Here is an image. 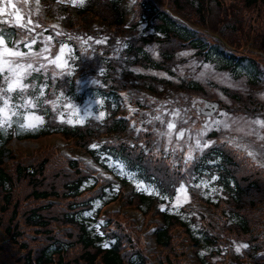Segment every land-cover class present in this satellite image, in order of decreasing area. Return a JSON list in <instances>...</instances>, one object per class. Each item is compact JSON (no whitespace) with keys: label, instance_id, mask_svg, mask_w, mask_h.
Here are the masks:
<instances>
[{"label":"trees","instance_id":"1","mask_svg":"<svg viewBox=\"0 0 264 264\" xmlns=\"http://www.w3.org/2000/svg\"><path fill=\"white\" fill-rule=\"evenodd\" d=\"M38 1L45 2L47 10L51 0ZM67 3H61L59 18L55 17L58 25L80 17L78 29L88 30L90 24L103 21L117 30L114 34L98 30L93 37L115 48L105 45V53L97 52L91 71L96 72L99 61L100 83L76 89L73 76L65 78L75 98L97 95L104 113L101 118L73 122L47 119L25 133L60 132L74 138L85 154L70 146L69 154L54 145L31 153L10 149L8 136L16 130L8 127L4 133L0 127V264H264V170L221 140L196 147L188 160L179 163H172L166 150L154 156L151 129L136 126L124 112V95L109 80L115 78L114 67L121 61L141 58L165 68V59L188 45L200 58L216 60L234 74L245 72L255 83L262 64L255 52L240 49L241 42L234 40L229 51L218 48L212 37L202 40L167 10L204 24V9L209 13L213 3L224 7L230 3L84 0L71 8ZM242 3L260 8L264 0ZM50 25L56 23L44 26ZM222 27L234 30L228 22ZM14 31L15 27L13 35ZM25 41L18 43L24 46ZM148 41L159 44L161 58L149 57L144 47ZM71 53L76 63L80 55L88 60L78 45ZM244 57L246 63L241 64ZM84 68L81 64L75 70ZM146 86L155 90L150 82ZM123 132H130L136 141L120 136ZM182 181L215 214V221H209L202 209L169 204ZM111 201L118 207H111ZM127 208L140 210L143 221L139 223Z\"/></svg>","mask_w":264,"mask_h":264},{"label":"rangeland","instance_id":"2","mask_svg":"<svg viewBox=\"0 0 264 264\" xmlns=\"http://www.w3.org/2000/svg\"><path fill=\"white\" fill-rule=\"evenodd\" d=\"M65 1H68V8L74 4L73 0H51L46 10L45 2L38 0H0V37L4 40L0 44V68L9 67L5 61H15L22 66V73H30L22 79V84L27 85L23 91H8L9 81L5 77L12 74L8 71L0 73V127L4 133L8 127L15 128L17 138L12 137L10 144H13V149L25 153L40 151L51 145L59 148L57 142L62 141L82 152L83 149L75 144L74 138L62 137L59 133L37 137L23 135L47 119L73 122L101 118L104 113L97 95L75 98L68 89L66 79L73 76L77 82L76 89L87 87L93 82L100 83L99 61L96 72L91 71L97 63V52L105 53V45L109 49L115 48L99 37H93L98 30H108L111 34L117 30L98 20V24H90L88 30L78 29L82 22L80 17H74L68 25H58L52 16L54 14V17L59 18L58 10ZM221 1L230 4L224 7L213 3L209 13L204 9L203 15L207 21L205 19L203 23L210 28L209 32L225 34L229 41H240V47L253 40L264 46V5L260 8L257 5L247 7L242 0ZM196 20L194 22L202 25L199 19ZM54 22L56 25L44 26ZM227 22L234 27L232 32L222 27ZM198 37L206 41L204 36ZM7 38H11L10 43ZM21 40H26L24 46L18 43ZM74 45L83 48L82 54L87 56V62L82 55L78 63L74 62L71 53ZM144 47L150 58L162 57L159 44L155 41L146 42ZM6 49L25 55L11 56ZM255 51L262 62L260 72H256L255 83L248 81L245 72L234 74L227 66L219 67L216 60L200 58L194 52V47L188 45L176 49L166 58L165 68L150 66L141 58L121 61L114 67L115 78L109 80L125 96L124 112L135 120L136 126L151 129L156 141L153 143L156 148L152 150L154 156L159 157L161 151L166 150L170 153L168 157L171 162L179 163L188 160L196 147L221 140L264 170V52L260 48ZM58 56L59 61L56 60ZM246 59L242 58L241 64H245ZM81 64L86 68L75 70ZM28 65L32 67L28 68ZM74 71L75 74H72ZM138 73L142 76H138ZM189 81L193 84L190 85ZM148 82L155 90L146 86ZM200 96L219 98L220 104L214 113L203 115L197 110L195 103L200 101ZM120 136L136 141L130 132H123ZM169 204L173 207L182 204L202 209L209 221H215V214L192 196L184 181L175 186ZM213 225L224 235L225 231L219 228L218 223Z\"/></svg>","mask_w":264,"mask_h":264},{"label":"snow or ice","instance_id":"3","mask_svg":"<svg viewBox=\"0 0 264 264\" xmlns=\"http://www.w3.org/2000/svg\"><path fill=\"white\" fill-rule=\"evenodd\" d=\"M73 2H77V0H73ZM84 0H78L79 4H83ZM4 40L3 37H0V44H3ZM6 52L11 55V56H15V57H23L25 55V53L23 52H19V51H12L10 49H6ZM60 57L58 56L56 58L57 61H59ZM5 63L9 64V67L7 69H3L0 68V73H3L4 71H8L10 72L12 75L9 77H5L6 81H9L8 83V91H16L17 89L23 91L27 85H23L22 84V79L24 76L29 75L30 73H28L27 71H23V73L21 72L22 66L18 63H16L15 61H5ZM28 68H31V65L27 66ZM15 85V86H14ZM41 95H43V93H41ZM7 100H5V104H7ZM169 127H172V125H169ZM93 147H95V145H93ZM246 247V245H245ZM239 250V249H237Z\"/></svg>","mask_w":264,"mask_h":264},{"label":"water","instance_id":"4","mask_svg":"<svg viewBox=\"0 0 264 264\" xmlns=\"http://www.w3.org/2000/svg\"><path fill=\"white\" fill-rule=\"evenodd\" d=\"M219 104V98L200 96V101L195 103V107L201 114L205 115L214 113Z\"/></svg>","mask_w":264,"mask_h":264}]
</instances>
